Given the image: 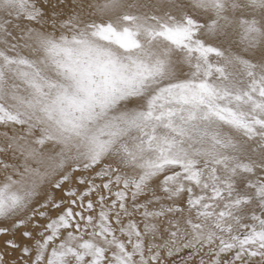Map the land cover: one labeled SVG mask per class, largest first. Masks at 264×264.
Returning a JSON list of instances; mask_svg holds the SVG:
<instances>
[{"label":"snow or ice","instance_id":"snow-or-ice-1","mask_svg":"<svg viewBox=\"0 0 264 264\" xmlns=\"http://www.w3.org/2000/svg\"><path fill=\"white\" fill-rule=\"evenodd\" d=\"M0 264H264V0H0Z\"/></svg>","mask_w":264,"mask_h":264}]
</instances>
